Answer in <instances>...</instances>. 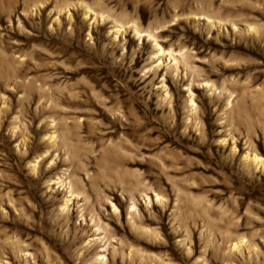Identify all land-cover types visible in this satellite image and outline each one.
I'll list each match as a JSON object with an SVG mask.
<instances>
[{
  "label": "rangeland",
  "instance_id": "obj_1",
  "mask_svg": "<svg viewBox=\"0 0 264 264\" xmlns=\"http://www.w3.org/2000/svg\"><path fill=\"white\" fill-rule=\"evenodd\" d=\"M0 264H264V0H0Z\"/></svg>",
  "mask_w": 264,
  "mask_h": 264
}]
</instances>
